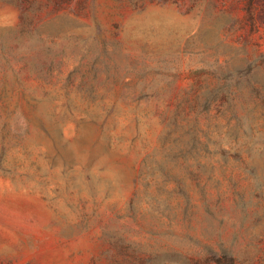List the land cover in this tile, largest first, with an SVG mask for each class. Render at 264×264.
Segmentation results:
<instances>
[{
	"label": "rangeland",
	"instance_id": "1",
	"mask_svg": "<svg viewBox=\"0 0 264 264\" xmlns=\"http://www.w3.org/2000/svg\"><path fill=\"white\" fill-rule=\"evenodd\" d=\"M0 264H264V0H0Z\"/></svg>",
	"mask_w": 264,
	"mask_h": 264
}]
</instances>
